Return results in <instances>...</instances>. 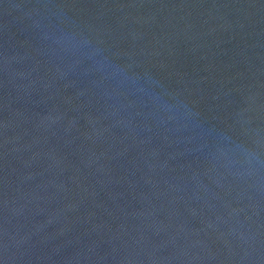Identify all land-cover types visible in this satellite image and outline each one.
<instances>
[{"label":"water","instance_id":"water-1","mask_svg":"<svg viewBox=\"0 0 264 264\" xmlns=\"http://www.w3.org/2000/svg\"><path fill=\"white\" fill-rule=\"evenodd\" d=\"M0 264H264V0H0Z\"/></svg>","mask_w":264,"mask_h":264}]
</instances>
